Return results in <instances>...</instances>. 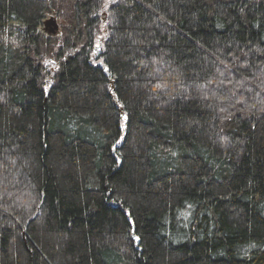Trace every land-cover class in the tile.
Returning a JSON list of instances; mask_svg holds the SVG:
<instances>
[{"label":"trees","instance_id":"obj_1","mask_svg":"<svg viewBox=\"0 0 264 264\" xmlns=\"http://www.w3.org/2000/svg\"><path fill=\"white\" fill-rule=\"evenodd\" d=\"M0 264H264V0H0Z\"/></svg>","mask_w":264,"mask_h":264},{"label":"water","instance_id":"obj_2","mask_svg":"<svg viewBox=\"0 0 264 264\" xmlns=\"http://www.w3.org/2000/svg\"><path fill=\"white\" fill-rule=\"evenodd\" d=\"M46 26L51 29L52 34H55L59 30V25L56 21L55 18L50 19L47 23Z\"/></svg>","mask_w":264,"mask_h":264},{"label":"snow or ice","instance_id":"obj_3","mask_svg":"<svg viewBox=\"0 0 264 264\" xmlns=\"http://www.w3.org/2000/svg\"><path fill=\"white\" fill-rule=\"evenodd\" d=\"M105 71H107V69H105ZM117 143H119V141H117ZM137 239H139V238L137 237Z\"/></svg>","mask_w":264,"mask_h":264},{"label":"rangeland","instance_id":"obj_4","mask_svg":"<svg viewBox=\"0 0 264 264\" xmlns=\"http://www.w3.org/2000/svg\"><path fill=\"white\" fill-rule=\"evenodd\" d=\"M51 32V31H50Z\"/></svg>","mask_w":264,"mask_h":264}]
</instances>
